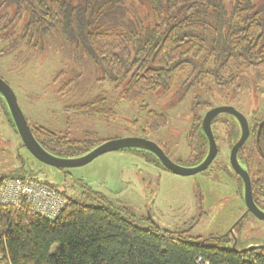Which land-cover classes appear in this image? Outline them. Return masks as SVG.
I'll use <instances>...</instances> for the list:
<instances>
[{"label": "trees", "instance_id": "trees-1", "mask_svg": "<svg viewBox=\"0 0 264 264\" xmlns=\"http://www.w3.org/2000/svg\"><path fill=\"white\" fill-rule=\"evenodd\" d=\"M141 1L146 6L145 16L127 19L123 0H0V39L14 33L21 20L23 38L30 44L35 35L46 37L59 31L76 52L91 56L100 71V80L108 81L121 100L133 104L144 101L149 92H171L187 68H192V79L186 89L207 76L223 90L233 89L237 94L242 89V73L264 70V5H258L256 0ZM69 84L70 81L63 87ZM0 96L10 124L20 137L8 105L1 93ZM205 103L208 110L213 107ZM142 109L146 110L144 133L167 127L165 113L148 105ZM65 111L99 119L116 115L102 94L70 105ZM229 116L235 122L227 132L232 148L241 129L237 119ZM263 119L254 121L250 137L238 153L240 163L251 176L254 200L261 208L264 127L259 135L258 130ZM202 120L196 116L188 134V161L195 165L208 152ZM29 125L43 148L64 158L82 156L105 141L97 143L90 132L79 139L69 132H56L31 122ZM251 138L250 150L260 158L257 171L250 164ZM126 150L148 152L120 151ZM152 155L155 159L149 161L165 168ZM27 178L56 189L66 203L53 218L34 212L25 197L18 207L0 205L3 264H264V246L241 252L233 248L228 234L189 238L183 232L164 230L151 217L137 215L84 182L81 196L77 197L25 170L0 175V185L8 179Z\"/></svg>", "mask_w": 264, "mask_h": 264}, {"label": "rangeland", "instance_id": "rangeland-1", "mask_svg": "<svg viewBox=\"0 0 264 264\" xmlns=\"http://www.w3.org/2000/svg\"><path fill=\"white\" fill-rule=\"evenodd\" d=\"M123 3L127 19L145 16L146 6L141 0ZM256 3L264 5V0ZM23 24L21 20L14 33L0 39V76L15 91L31 123L56 132H69L79 139L90 132L97 143L144 137L163 146L173 161L192 167L196 162L188 161V134L194 118L198 115L203 118L208 111L205 102L213 107L234 106L248 118L251 129L255 120L264 117V70L242 73V89L237 94L233 89L223 90L207 76L186 89L192 79V68H187L178 76L171 92H149L144 101L133 104L121 100L108 81L100 80V71L91 56L76 52L62 33L35 35L30 44L23 38ZM68 81L70 84L64 88ZM99 94L107 97L116 113L114 117L99 119L65 111L66 107L90 101ZM144 105L165 113L167 127L144 133ZM228 116L220 115L212 126L219 153L203 172L177 175L150 162L155 159L152 154L135 150L108 152L83 166L60 169L39 161L22 146L0 96V175L25 170L73 197L81 196L84 182L137 215L151 217L164 230L183 232L189 238L228 234L238 249L246 244L264 246V220L248 211L243 181L230 165L227 132L234 128L235 122ZM251 146L252 138L248 143L249 158L252 169L257 171L260 158L250 150Z\"/></svg>", "mask_w": 264, "mask_h": 264}, {"label": "water", "instance_id": "water-1", "mask_svg": "<svg viewBox=\"0 0 264 264\" xmlns=\"http://www.w3.org/2000/svg\"><path fill=\"white\" fill-rule=\"evenodd\" d=\"M0 93L4 97L10 114L14 120L17 131L22 139L23 144L29 150V152L39 161L51 165L56 168H72L83 166L93 161L98 156L125 149H140L148 151L154 154L162 165L169 171L177 175H193L199 172L207 170L213 161L216 159L219 153V146L215 137L212 124L215 118L222 114H229L235 117L240 125L241 134L237 142L232 146L230 151V165L233 171L242 179L244 184V201L248 208V211L254 214L261 220H264V210L257 205L253 196V186L251 176L246 168L242 166L239 161L238 153L240 148L246 143L250 137V123L248 118L237 108L231 105L216 106L210 108L204 115L202 120V128L208 140V152L205 158L198 164L187 167L183 166L176 161H173L165 150L156 142L151 141L144 137H123L104 141L93 148L88 153L74 158H64L54 155L47 151L38 142L33 131L29 125L27 118L25 117L12 87L0 76ZM264 127V119L259 124L258 135ZM259 139V138H258ZM263 245L252 244L245 248L238 249L236 242L233 244V248L241 252L249 250L261 249Z\"/></svg>", "mask_w": 264, "mask_h": 264}, {"label": "built area", "instance_id": "built-area-1", "mask_svg": "<svg viewBox=\"0 0 264 264\" xmlns=\"http://www.w3.org/2000/svg\"><path fill=\"white\" fill-rule=\"evenodd\" d=\"M23 197L34 212L50 218L55 217L66 203L56 189L32 178L8 179L0 185V205L18 207Z\"/></svg>", "mask_w": 264, "mask_h": 264}, {"label": "crops", "instance_id": "crops-1", "mask_svg": "<svg viewBox=\"0 0 264 264\" xmlns=\"http://www.w3.org/2000/svg\"><path fill=\"white\" fill-rule=\"evenodd\" d=\"M249 245H250V244H246V245H244L242 248H245V247H247V246H249ZM251 245H252V244H251ZM242 248H241V249H242ZM0 264H3V263L0 262Z\"/></svg>", "mask_w": 264, "mask_h": 264}, {"label": "flooded vegetation", "instance_id": "flooded-vegetation-1", "mask_svg": "<svg viewBox=\"0 0 264 264\" xmlns=\"http://www.w3.org/2000/svg\"><path fill=\"white\" fill-rule=\"evenodd\" d=\"M231 150V149H230Z\"/></svg>", "mask_w": 264, "mask_h": 264}]
</instances>
